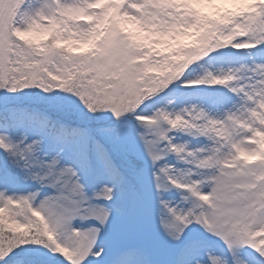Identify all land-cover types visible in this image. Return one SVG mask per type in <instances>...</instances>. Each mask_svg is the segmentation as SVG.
I'll use <instances>...</instances> for the list:
<instances>
[{"label": "snow or ice", "instance_id": "obj_1", "mask_svg": "<svg viewBox=\"0 0 264 264\" xmlns=\"http://www.w3.org/2000/svg\"><path fill=\"white\" fill-rule=\"evenodd\" d=\"M0 264H264V0H0Z\"/></svg>", "mask_w": 264, "mask_h": 264}]
</instances>
